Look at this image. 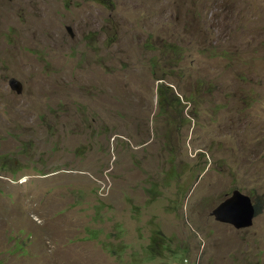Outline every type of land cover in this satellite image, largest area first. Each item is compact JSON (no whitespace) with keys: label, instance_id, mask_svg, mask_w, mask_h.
Returning a JSON list of instances; mask_svg holds the SVG:
<instances>
[{"label":"rangeland","instance_id":"rangeland-1","mask_svg":"<svg viewBox=\"0 0 264 264\" xmlns=\"http://www.w3.org/2000/svg\"><path fill=\"white\" fill-rule=\"evenodd\" d=\"M0 264H264V0H0Z\"/></svg>","mask_w":264,"mask_h":264},{"label":"water","instance_id":"water-1","mask_svg":"<svg viewBox=\"0 0 264 264\" xmlns=\"http://www.w3.org/2000/svg\"><path fill=\"white\" fill-rule=\"evenodd\" d=\"M68 30L72 33L70 27ZM9 83L12 89L21 93L22 84L18 79L11 78ZM211 213L216 220L230 223L235 228H247L252 225L255 208L248 195L233 190L231 195L219 203Z\"/></svg>","mask_w":264,"mask_h":264},{"label":"trees","instance_id":"trees-1","mask_svg":"<svg viewBox=\"0 0 264 264\" xmlns=\"http://www.w3.org/2000/svg\"><path fill=\"white\" fill-rule=\"evenodd\" d=\"M159 98L162 102L161 105L167 104L170 101V97L168 95V86L163 85V87L159 89ZM256 213H257V210L255 209V215ZM154 233L161 235L158 230H156Z\"/></svg>","mask_w":264,"mask_h":264}]
</instances>
